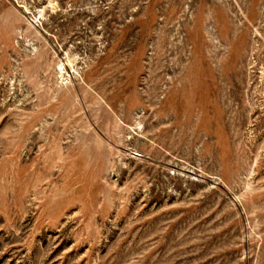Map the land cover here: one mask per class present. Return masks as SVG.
Returning a JSON list of instances; mask_svg holds the SVG:
<instances>
[{"label":"rangeland","instance_id":"obj_1","mask_svg":"<svg viewBox=\"0 0 264 264\" xmlns=\"http://www.w3.org/2000/svg\"><path fill=\"white\" fill-rule=\"evenodd\" d=\"M263 58L264 0H0V264H264Z\"/></svg>","mask_w":264,"mask_h":264},{"label":"bare ground","instance_id":"obj_2","mask_svg":"<svg viewBox=\"0 0 264 264\" xmlns=\"http://www.w3.org/2000/svg\"><path fill=\"white\" fill-rule=\"evenodd\" d=\"M52 2H53V0H51ZM25 9L26 10H28L27 9V7L25 6ZM262 12V11H261ZM41 16H44V13H42L41 12ZM21 29V28H20ZM260 34V33H259ZM259 36H261V35H259ZM258 48V47H257ZM256 49V48H255ZM68 56V55H67ZM69 57V56H68ZM264 59V58H263ZM63 60V59H62ZM67 61L69 62L70 61V59L68 58L67 59ZM261 64V63H260ZM57 66V65H56ZM72 67V66H71ZM74 68V67H73ZM72 69V68H71ZM77 69V68H76ZM260 70H261V79H262V81H264V66L262 67V65H261V67H260ZM64 71V67L62 66V63L61 64H59V68L57 69V73H59L60 74V76H63V72ZM73 71H74V69H73ZM67 75V74H66ZM64 79H66V77H63V80ZM263 84H264V82H263ZM136 116H138V115H136ZM139 122V121H138ZM137 125H138V127H140V123H137Z\"/></svg>","mask_w":264,"mask_h":264}]
</instances>
